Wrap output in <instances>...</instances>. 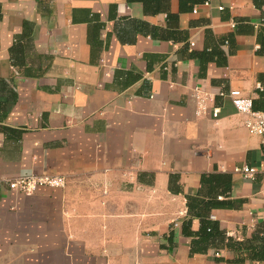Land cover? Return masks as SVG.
Returning <instances> with one entry per match:
<instances>
[{"label": "crops", "instance_id": "crops-1", "mask_svg": "<svg viewBox=\"0 0 264 264\" xmlns=\"http://www.w3.org/2000/svg\"><path fill=\"white\" fill-rule=\"evenodd\" d=\"M206 1L0 0V264H264V142L220 94L264 110V0Z\"/></svg>", "mask_w": 264, "mask_h": 264}, {"label": "built area", "instance_id": "built-area-1", "mask_svg": "<svg viewBox=\"0 0 264 264\" xmlns=\"http://www.w3.org/2000/svg\"><path fill=\"white\" fill-rule=\"evenodd\" d=\"M205 4H209V1L207 0ZM219 8H222V6ZM227 43L228 41L225 42V44ZM191 45L194 46V43L191 42ZM220 94L223 96L229 95L232 98L237 111L244 115V124L248 131L251 134L260 136L264 142V110L255 109L253 99L244 96L240 90H231L228 94L225 92ZM219 112L220 108H215L213 115L218 116ZM234 171L253 179L257 169L252 166H242L236 167ZM65 183V176L58 174H27L8 181V185L12 190L28 195L33 194L42 186L62 187ZM259 195L264 200V188L259 192Z\"/></svg>", "mask_w": 264, "mask_h": 264}, {"label": "trees", "instance_id": "trees-1", "mask_svg": "<svg viewBox=\"0 0 264 264\" xmlns=\"http://www.w3.org/2000/svg\"><path fill=\"white\" fill-rule=\"evenodd\" d=\"M200 1H203V0H200ZM225 42H226V41H225ZM228 43H229V41H228ZM253 104H254V102H253ZM254 108H255V106H254ZM255 109H257V108H255ZM257 110H259V109H257ZM194 208H195V206H192V205L190 204V206H189L190 213L193 212V209H194ZM192 215L195 216L196 214L192 213ZM202 221H203L202 231H203L206 235H208V236H212V235H214L215 233L219 234V231H218V229H217V225H216L215 222H213V221H211V220H209V219H207V218H206V219L203 218ZM238 244H239V242H238ZM261 249L264 250V246H263ZM259 257H262V256H259Z\"/></svg>", "mask_w": 264, "mask_h": 264}]
</instances>
